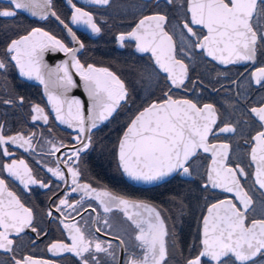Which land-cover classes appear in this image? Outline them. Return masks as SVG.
Listing matches in <instances>:
<instances>
[{
	"label": "snow or ice",
	"instance_id": "1",
	"mask_svg": "<svg viewBox=\"0 0 264 264\" xmlns=\"http://www.w3.org/2000/svg\"><path fill=\"white\" fill-rule=\"evenodd\" d=\"M66 2L73 9L72 24L86 25L93 33L101 31L91 13L77 7L73 0ZM173 2L174 0H167L169 4ZM91 3L108 5L110 0H91ZM9 4V9L0 11V17H14L17 15L16 10L27 11L41 19H47L51 15L64 25L72 36V42L79 45V48L69 47L56 36L37 27L19 39L12 40L4 53L6 58L15 62L21 76L34 78L44 85L56 120L75 127L78 131L75 137L78 146L73 145L71 155H66L62 161L71 177L70 191H81L84 196H93L105 213L111 212L113 208L120 209L135 225L138 229L135 240L139 242L135 246L142 249V255L130 258L127 264H162L167 255L165 238L169 233L160 211L147 203L131 201L108 191H98L89 184H80V173L74 166L73 157L78 158L91 143V129L110 117L121 101L127 100L128 93L124 83L107 68H96L91 64L85 67L80 62L77 52L84 45L76 38L69 24L52 10V0H9ZM258 4L260 12L264 13V0H188L187 11L191 16L190 20L183 23V29L197 37L194 47L206 50L209 57L221 64L255 62L258 52L264 55V23L258 15ZM167 23L166 15L144 16L131 32L127 35L120 34L117 39L121 43L126 39H133L138 51L150 52L158 68L167 74L171 90L172 87L184 86L188 68L175 55L173 36L165 28ZM190 25H202L207 29V34H203L201 38ZM49 48L65 53L69 60L49 69L48 78L45 79L41 69L46 65L42 64V60L44 51ZM6 67L4 60H0V69ZM70 67L76 70L91 102L87 116L81 100L67 95L72 88L78 86L69 71ZM252 76L256 84L264 87V67L256 68ZM50 86L51 89L60 91H53ZM32 112L34 122L43 120L45 124L48 123V116L39 105H34ZM250 114L260 125V130L250 137V158L256 165L255 184L259 189H264V102L252 107ZM2 128L0 125V154L5 157L14 155L8 147H3L5 145L34 151L35 133L28 136L23 133L5 136ZM235 131L236 128L230 124L223 121L218 123L217 112L212 104H203L201 107L189 99H173L165 92L161 101L153 102L139 111L119 143V164L123 172L129 178L145 183L159 181L175 172L191 175L190 169L198 158L199 150L211 153V166L206 170V183L203 187L220 188L233 195L207 208V215L203 217L198 254L188 259L186 264H203L202 258H208L209 264H254L255 257L264 256V218L252 219L247 223L249 213L255 211L251 207L252 197L242 184V180H247L248 173L240 164L228 166L229 144L209 143L210 135L215 137L218 133ZM49 143L52 145L49 154L53 155L63 146L55 142ZM47 171L67 184V178L59 164L55 168H47ZM3 172L18 180L25 188L38 183L40 187H49L34 178L31 168L23 159H12L10 163L0 165V174ZM79 204L80 201L72 204L65 197L59 200L55 210L69 218L71 213L66 212V209L76 211ZM129 208L137 211L130 213ZM48 215H52L51 211ZM32 222V210L25 207L14 192L8 190L5 178H0V250L14 252V241L10 238L12 234L18 237L26 229H31L39 236L40 233ZM104 223L108 225L106 218ZM64 228L69 233L71 243L53 242L48 247L53 255L74 253L80 258L81 264H100L97 253H105L115 259L110 242L87 237L78 223H64ZM96 231L102 230L97 228ZM123 243L121 240V244ZM11 259L13 264H54L53 261L35 259L31 255L21 256L19 259L13 255Z\"/></svg>",
	"mask_w": 264,
	"mask_h": 264
},
{
	"label": "flooded vegetation",
	"instance_id": "2",
	"mask_svg": "<svg viewBox=\"0 0 264 264\" xmlns=\"http://www.w3.org/2000/svg\"><path fill=\"white\" fill-rule=\"evenodd\" d=\"M73 3L91 13L101 29L99 33H93L86 25L72 24L71 6L66 0H52V10L69 24L76 38L84 45L77 52V58L85 67L91 64L113 72L124 83L128 93L127 100L119 104L113 115L91 130L89 147L78 158L73 157L74 166L80 173L79 183L131 201L147 203L160 211L169 233L165 238L167 255L162 264H186L188 259L198 254L207 208L233 195L220 188L203 187L206 170L211 166V153L199 150L198 158L190 169L191 175L175 172L152 183L130 182L118 162V142L133 116L150 103L161 101L168 92L173 99H189L201 107L212 104L218 123L223 121L236 128L234 133H218L215 137L210 135L209 143L229 144L228 166L240 164L248 173L247 180H242V184L252 197L251 207L255 211L249 213L247 223L252 219L264 218V189H259L255 184L256 165L250 158V137L260 130L259 122L251 116L250 109L264 102V87L256 84L252 72L264 67V55L258 52L255 62L216 63L206 54V50L194 47L197 37L183 29V23L191 16L187 11L188 0H174L171 4L167 0H110L108 5L93 4L91 0H73ZM9 7V2L0 1V11ZM16 11L14 17H0V60L7 64L5 69H0V125L5 136L18 133L36 135L34 151H25L15 145L3 146L8 147L14 155L5 157L0 154V165L10 163L12 159H23L31 168L34 178L49 187H40L38 183L25 188L6 172L0 174L21 203L32 210V223L40 233L37 236L31 229H26L18 237L12 234L10 238L14 241V252L0 250V264H13V255L17 259L31 255L35 259L53 261L54 264H81L74 253L53 255L48 251L53 242L71 243L64 223H78L87 237L112 244L115 259L105 253H97L100 264H127L130 258L142 255V249L135 246L139 244L135 240L138 229L120 209L113 208L105 213L93 196L70 191L71 177L62 161L66 155H71L73 145L78 146L75 139L78 131L63 128L55 121L40 86L20 77L15 62L4 56L12 40L37 27L56 36L69 47L79 48V45L72 42V36L64 25L50 15L47 19H41L23 10ZM156 14L167 16L165 28L173 36L175 55L187 65V77L181 88L172 87L170 90L167 74L158 68L150 52L137 50L135 40L129 38L121 43L117 39L120 34L131 32L144 16ZM258 15L264 23V13L260 12L259 4ZM190 26L201 38L207 34V29L202 25ZM34 105L44 109L48 116L47 124L43 120H32ZM49 142L63 146L54 155L49 154L52 148ZM58 164L65 173L67 184L47 171V168H55ZM65 197L72 204L80 201L76 211L66 209L71 213L69 218L55 210L59 200ZM50 211L51 216L48 215ZM135 211L129 208L130 213ZM105 218L108 225L104 223ZM97 228L102 231L97 232ZM202 262L209 264L208 258H202ZM254 264H264V256L255 257Z\"/></svg>",
	"mask_w": 264,
	"mask_h": 264
},
{
	"label": "water",
	"instance_id": "3",
	"mask_svg": "<svg viewBox=\"0 0 264 264\" xmlns=\"http://www.w3.org/2000/svg\"><path fill=\"white\" fill-rule=\"evenodd\" d=\"M0 1H5V2H9V0H0ZM24 11V10H23ZM27 12V11H26ZM28 14H30L29 12H27ZM31 15V14H30ZM51 16V15H50ZM52 18H54L59 24H60V22L55 18V17H53V16H51ZM30 32V31H29ZM28 33V32H27ZM27 33H25V34H23V35H26ZM23 35H21V36H23ZM21 36H19V37H17L16 39H19ZM211 58V57H210ZM65 60H69V57L65 54V53H63V52H61V51H59L58 49L57 50H53V49H51V48H49V49H46L45 51H44V53H43V60H42V64L43 65H46V67H42V69H41V71L43 72V74L45 75V79H47L48 78V70L49 69H51V68H55V66L57 65V64H62ZM215 61V60H214ZM216 63H218V64H221V63H219L218 61H215ZM96 68H99V67H96ZM16 69H17V73H18V75L20 76V77H22L23 79H26V80H28V81H30V82H32V83H34V84H36V85H38V86H40V89H41V92H42V94H43V96L45 97V99L47 100V102H48V105H49V107H50V110H51V112H52V114H53V117H54V119H55V121L61 126V127H63V128H67V129H70V130H74V129H76L75 127H69L67 124H62L60 121H58V120H56V118H55V112H54V110H53V108H52V105H51V103H49V100H48V96H47V94H46V92H45V90H44V85H42L38 80H36V79H29L28 77H25V76H21L20 75V73H19V68L18 67H16ZM69 71H70V73L73 75V79L76 81V83H77V87H75V88H72L68 93H67V95H68V97L69 98H72V97H75V98H78V99H80L81 100V102L84 104V109H85V116H87L88 115V111H87V109L88 108H90L91 107V102H90V100H89V98H88V94H87V92L84 90V86H83V82L80 80V77L76 74V70L74 69V68H69ZM50 89H51V86H50ZM51 90H53V91H60L59 89H51ZM121 102H123V101H121ZM150 104H152V103H150ZM149 104V105H150ZM149 105H147V106H145L144 108H146V107H148ZM119 106V105H118ZM118 106H116V109L118 108ZM144 108H142L140 111H142ZM116 109H115V111H116ZM114 111V112H115ZM113 112V113H114ZM113 113H112V115H113ZM139 113V111L133 116V118L132 119H134L135 118V116L137 115ZM111 115V116H112ZM110 116V117H111ZM110 117H108L106 120H104V121H100V122H98L97 123V127H99V126H101L103 123H105ZM131 122V121H130ZM130 124V123H129ZM129 124H128V126H129ZM127 126V127H128ZM96 127V128H97ZM95 129V128H94ZM92 130V129H91ZM127 131V128L125 129V131L122 133V135H121V137H120V139H119V142H118V147H117V156H118V162H119V143H120V141H121V139L123 138V136H124V133ZM120 165V164H119ZM121 168V167H120ZM121 170H122V168H121ZM122 172H123V170H122ZM123 174H124V176L130 181V182H132V183H141L142 181H135V180H133V179H131V178H129L124 172H123ZM164 178H166V177H164ZM163 178V179H164ZM162 180V179H161ZM157 182V181H156ZM8 190L9 191H11L9 188H8ZM13 192V191H12Z\"/></svg>",
	"mask_w": 264,
	"mask_h": 264
}]
</instances>
